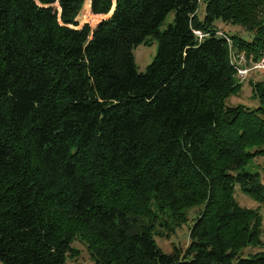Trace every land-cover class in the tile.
Instances as JSON below:
<instances>
[{
	"label": "trees",
	"instance_id": "obj_1",
	"mask_svg": "<svg viewBox=\"0 0 264 264\" xmlns=\"http://www.w3.org/2000/svg\"><path fill=\"white\" fill-rule=\"evenodd\" d=\"M85 1L0 0V262L74 264L85 249L93 264H264L247 250L259 206L235 196L264 202L247 168L264 155V82L249 80L255 106L227 100L242 86L231 50L264 54V0H88L108 17L77 26ZM194 205L186 246L162 250L154 235Z\"/></svg>",
	"mask_w": 264,
	"mask_h": 264
},
{
	"label": "rangeland",
	"instance_id": "obj_2",
	"mask_svg": "<svg viewBox=\"0 0 264 264\" xmlns=\"http://www.w3.org/2000/svg\"><path fill=\"white\" fill-rule=\"evenodd\" d=\"M89 1L86 0L84 2V5L82 6V9L80 10L77 20L78 25L81 26L83 23L88 22L90 26L96 25L101 18L108 17L107 13H97L93 14L89 10ZM197 13L199 17H202L204 14V4L200 1L199 7L197 9ZM174 16V11L170 10L162 22L159 25V28H165L170 22H172ZM215 27L218 29V33L220 34H230V33H238L243 36H247V30L239 23H233L231 21L222 20V19H216L214 21ZM199 32V31H198ZM225 35V34H224ZM228 41L230 39L228 38ZM230 44V42H229ZM157 48V40L156 37L152 34H148L145 38V42L138 43L134 47H132V53L134 56V61L136 63V66L138 70H144L146 68V65L153 59L155 52ZM264 54L260 57L258 60H251L247 59L245 53L243 51H240L238 53L231 50V57H234L235 61V68H236V77L239 81H242V86L240 90L230 95L227 100L231 104H237V103H244L249 106H255L258 103V97L255 96L252 92V85L249 82V80L258 81L262 80L264 82V64H260L259 62L262 61ZM239 67L246 68V73H244V77L241 78L239 71L237 70ZM247 168L250 170H258L260 177L264 181V155H258L251 159L247 165ZM235 196L238 202L241 205L249 206V207H258L259 206V212L261 214V239L262 243L259 245H256L254 247H250L247 250H260L264 247V202L259 203L252 197H250L245 192L241 191L239 187H236L235 189ZM199 208L194 206H191L187 209V220L186 222L182 223L180 226L176 228V231L172 233L169 237L167 236H160V235H154L156 243L161 247L164 251H170L172 249L173 244L179 245L181 248H184L187 244V241L189 239L188 237V226L193 222L194 216L197 214ZM77 246L81 247L77 244ZM84 249V248H83ZM84 255V259L81 262H77L74 264H93L91 262L92 260L87 257V253L84 249L83 251L80 250L79 257L82 258ZM73 260H69V262H72ZM0 264H3L0 262Z\"/></svg>",
	"mask_w": 264,
	"mask_h": 264
},
{
	"label": "built area",
	"instance_id": "obj_3",
	"mask_svg": "<svg viewBox=\"0 0 264 264\" xmlns=\"http://www.w3.org/2000/svg\"><path fill=\"white\" fill-rule=\"evenodd\" d=\"M89 10H90V9H89ZM93 14H94V13H93ZM100 20H101V19H100ZM231 60L233 61V63L235 62V61H234V57H231ZM259 63H260V64H264V56H263L262 61H260ZM237 70L239 71L241 78L244 77V73H246V71H247L246 68H241V67H239Z\"/></svg>",
	"mask_w": 264,
	"mask_h": 264
},
{
	"label": "clouds",
	"instance_id": "obj_4",
	"mask_svg": "<svg viewBox=\"0 0 264 264\" xmlns=\"http://www.w3.org/2000/svg\"><path fill=\"white\" fill-rule=\"evenodd\" d=\"M90 4V3H89ZM84 5V4H83ZM82 9V8H81Z\"/></svg>",
	"mask_w": 264,
	"mask_h": 264
}]
</instances>
